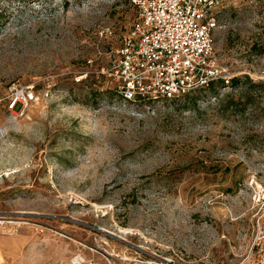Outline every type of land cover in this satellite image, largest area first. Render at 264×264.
I'll return each mask as SVG.
<instances>
[{"label": "rangeland", "instance_id": "1", "mask_svg": "<svg viewBox=\"0 0 264 264\" xmlns=\"http://www.w3.org/2000/svg\"><path fill=\"white\" fill-rule=\"evenodd\" d=\"M130 3L0 0V264L250 255L264 190V1L217 14L215 55L233 90L134 103L112 77Z\"/></svg>", "mask_w": 264, "mask_h": 264}, {"label": "built area", "instance_id": "2", "mask_svg": "<svg viewBox=\"0 0 264 264\" xmlns=\"http://www.w3.org/2000/svg\"><path fill=\"white\" fill-rule=\"evenodd\" d=\"M228 1L130 0L136 16L112 72L123 100H173L215 83L233 90L232 78L219 67L214 41L217 14ZM15 104L11 99L8 109ZM252 209L250 255L242 264H264V190L255 193Z\"/></svg>", "mask_w": 264, "mask_h": 264}, {"label": "trees", "instance_id": "3", "mask_svg": "<svg viewBox=\"0 0 264 264\" xmlns=\"http://www.w3.org/2000/svg\"><path fill=\"white\" fill-rule=\"evenodd\" d=\"M2 18V15H1V13H0V19ZM237 82H238V80L237 79H235V78H233L232 80H231V85H232V87H235L236 85H237ZM219 87V84L218 83H215V84H212L208 89H202V90H199V92L200 91H205V90H214V92H215V90L217 89ZM138 101H140V100H138ZM138 101H136V102H138ZM15 108L16 109H18L19 107H20V104H15Z\"/></svg>", "mask_w": 264, "mask_h": 264}]
</instances>
